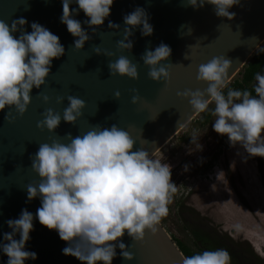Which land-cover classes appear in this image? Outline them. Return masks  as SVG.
I'll return each instance as SVG.
<instances>
[{"label": "clouds", "instance_id": "1", "mask_svg": "<svg viewBox=\"0 0 264 264\" xmlns=\"http://www.w3.org/2000/svg\"><path fill=\"white\" fill-rule=\"evenodd\" d=\"M79 8L73 10V0H62V23L78 39L75 48L83 49L92 37L84 30L73 13L83 10L90 19L84 21L93 32L103 26L111 15L114 0H75ZM195 8L210 3L216 6V14L232 19L234 13L229 9L238 0H188ZM126 25L124 40L118 41L120 49L131 50L132 29L142 25V35L150 36L154 28L149 23L145 9L136 8L124 16ZM28 21L24 18L9 23L0 20V111L6 107L15 108L22 116L32 102L33 88L45 85L51 73L54 59L65 55L60 38L39 23L31 24L32 31L24 29ZM109 28L119 29L120 25L109 22ZM19 32L17 37L14 33ZM191 32V30H190ZM127 41V42H125ZM190 45L189 47H192ZM97 54L107 56L113 53ZM172 55V49L161 43L154 51L146 50L141 59L149 67L148 76L156 82H170L172 67L161 66ZM232 62L225 56L213 57L199 65L197 80L207 83L205 90L188 89L178 95L187 99L197 113L209 111L216 117L213 130L228 137L231 146L240 144L252 157H264V75L256 73L258 82L254 87L256 96L248 90L224 89L228 85L229 69ZM111 75H120L133 80L139 79L138 66L127 56L121 55L109 63ZM116 98L121 93H115ZM49 101L48 96H43ZM69 106L63 117L49 108L44 119L37 126L51 131L59 127L63 119L76 123L83 115L86 102L73 95L67 97ZM140 97L134 96L132 103ZM239 101V102H237ZM63 102V97L58 98ZM8 119V117H6ZM199 130H194L192 141L197 139ZM68 143L55 139L42 143L34 154L31 168L39 176L38 183L27 185L28 199L41 198V207L33 213L24 209L18 219H9L10 233L3 234L0 249L8 256L7 264H25L28 259H36L37 254L26 250L30 233L34 230V219L50 230L58 231L60 238L69 246L62 251L65 255L76 257L83 264H112L116 257V244L127 234L135 241H143L146 230L155 233L162 218L168 216L169 205L178 192L172 180V166L144 148L135 149L136 140L131 134L113 124L111 127L93 126L82 135L65 136ZM187 168V166H185ZM19 235V239L16 236ZM122 256L132 260L134 255L128 246L119 242ZM230 253L225 249L205 250L192 256H185L183 264H230Z\"/></svg>", "mask_w": 264, "mask_h": 264}, {"label": "water", "instance_id": "2", "mask_svg": "<svg viewBox=\"0 0 264 264\" xmlns=\"http://www.w3.org/2000/svg\"><path fill=\"white\" fill-rule=\"evenodd\" d=\"M70 7L79 8L75 0ZM138 7L147 12L153 34L144 36L142 25L137 26L129 37L133 48L120 49L118 41L124 40L126 27L123 18ZM229 11L235 14L232 19L218 16L216 6L207 2L195 8L188 0H114L111 15L95 33L84 23L90 18L83 10L78 15L73 13V18L92 37L83 49H77L78 38L61 21L62 0H0V20L10 26L13 20L24 18L28 21L24 29L29 33L31 24L39 23L57 35L65 48V55L53 60L46 84L33 88L32 102L24 115L14 107L0 111V243L4 242V233L12 232L7 224L9 219H18L24 209L35 217L41 207L40 197L29 200L27 194V185L39 182L38 174L31 168V158L40 144L55 139L68 143L65 136L69 133L75 137L95 125L110 128L116 124L136 140L134 150L144 148L154 157L198 114L178 93L207 88V83L197 80L199 65L213 57L225 56L232 62L229 82L264 42V0H238ZM109 22L119 24L120 28H109ZM14 35L18 37L20 33ZM161 43L172 49L171 57L161 65L172 64L168 69L170 82L150 79V69L141 59L146 50L154 51ZM97 47L113 55L97 54ZM121 55L138 66V80L111 75L109 63ZM117 91L121 93L119 99L115 97ZM69 95L86 102L77 122L62 119L55 132L39 128L37 124L49 108L63 117ZM137 95L140 100L134 104L132 98ZM43 96L50 98L47 103ZM60 97L62 103L58 102ZM33 224L26 250L35 252L37 258L28 259L25 264H83L76 257L63 254L69 244L60 238L58 231L41 225L38 218ZM119 242L128 246L127 250L134 255L132 260L122 256ZM113 243L117 245V255L112 264H183L184 256L163 219L155 233L146 230L143 241L133 240L126 232L120 241ZM8 259L0 249V264H7Z\"/></svg>", "mask_w": 264, "mask_h": 264}, {"label": "rangeland", "instance_id": "3", "mask_svg": "<svg viewBox=\"0 0 264 264\" xmlns=\"http://www.w3.org/2000/svg\"><path fill=\"white\" fill-rule=\"evenodd\" d=\"M238 78L237 73L227 87ZM213 108L214 103L198 113L153 157L172 166L178 187L162 219L175 241L191 246V229L198 228L222 238L238 264H264V157L249 156L216 133Z\"/></svg>", "mask_w": 264, "mask_h": 264}, {"label": "trees", "instance_id": "4", "mask_svg": "<svg viewBox=\"0 0 264 264\" xmlns=\"http://www.w3.org/2000/svg\"><path fill=\"white\" fill-rule=\"evenodd\" d=\"M256 73L264 75V47L257 50L248 60V62L242 67V69L238 72L239 78L234 80L226 89H224L225 94L230 88L241 91L248 90L253 96H256L254 91V87L257 85V81L255 80ZM208 119V116L204 117V122H206ZM191 234V246H188L181 241L174 240L184 257L202 253L205 250L214 251L217 249H225L230 253L231 256L230 264H238L239 256L236 258L237 255L232 253L231 249L222 243V238L205 234L198 228H192Z\"/></svg>", "mask_w": 264, "mask_h": 264}, {"label": "flooded vegetation", "instance_id": "5", "mask_svg": "<svg viewBox=\"0 0 264 264\" xmlns=\"http://www.w3.org/2000/svg\"><path fill=\"white\" fill-rule=\"evenodd\" d=\"M258 83V82H257Z\"/></svg>", "mask_w": 264, "mask_h": 264}]
</instances>
